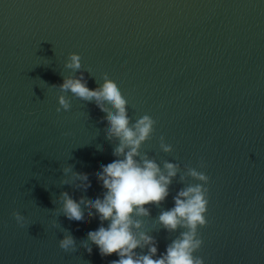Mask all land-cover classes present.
Masks as SVG:
<instances>
[{
    "label": "water",
    "instance_id": "1",
    "mask_svg": "<svg viewBox=\"0 0 264 264\" xmlns=\"http://www.w3.org/2000/svg\"><path fill=\"white\" fill-rule=\"evenodd\" d=\"M71 53L82 57L90 89L98 85L88 69L100 83L107 73L133 121H157L144 146L157 162L207 163L208 223L196 253L204 264H264V0H0V264L119 259L81 245L98 217L85 209V223L55 212L65 191L77 202L102 198L96 174L116 159L94 102L69 93L71 110L56 111L62 93L51 86L72 75L64 67ZM161 135L171 155L159 151ZM68 164L89 175L86 192L59 185ZM183 186L177 178L145 219L158 256L179 233L154 231L155 219ZM63 228L78 251L59 247Z\"/></svg>",
    "mask_w": 264,
    "mask_h": 264
},
{
    "label": "clouds",
    "instance_id": "2",
    "mask_svg": "<svg viewBox=\"0 0 264 264\" xmlns=\"http://www.w3.org/2000/svg\"><path fill=\"white\" fill-rule=\"evenodd\" d=\"M82 57L71 53L64 67L72 75L64 76L63 83L52 85L62 93L58 96L57 113L70 111L72 97L92 103L105 113L104 129L106 139L114 145V161L101 165L97 179L101 183L102 198L90 199L81 196L79 201L62 192L53 203H59L57 216L63 214L70 221L85 222V209L89 218L98 217L101 224L97 230L87 234V240L81 241L89 254L95 245L102 257L118 255V260L110 264H204L202 257L196 255L202 247L203 240L199 230L207 226L209 207L210 177L206 173L207 163L201 159L197 166L185 165L163 160L157 162L144 150L145 144L152 140L156 133L157 121L148 114L137 117L135 121L129 116V102L118 84L102 76V83L96 79L90 69L87 73L94 78L97 87H88L82 66ZM79 73V75H77ZM67 135V134H65ZM98 150H103L102 146ZM159 151L171 155L174 148L159 137ZM162 165V166H161ZM61 171L68 177L59 182L60 186L68 185L77 190L87 191L91 187L89 175L74 171V165L68 164ZM178 178L184 185L173 197L174 207L162 210L155 222L170 235L179 233L168 244L166 252L158 256V242L145 228V219H152L150 206L159 208L170 194V187ZM83 206V207H82ZM13 218L20 227L27 226V220L20 212H13ZM107 224L105 227L104 225ZM56 227V223L53 224ZM64 238L59 247L65 252L78 251L76 239L70 231L63 228ZM90 242V243H89ZM137 249L141 251L138 253ZM147 249V254L143 250Z\"/></svg>",
    "mask_w": 264,
    "mask_h": 264
}]
</instances>
